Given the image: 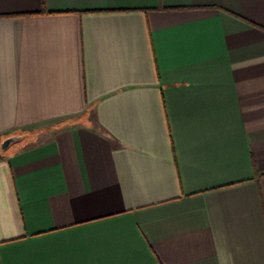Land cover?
I'll use <instances>...</instances> for the list:
<instances>
[{
  "label": "crops",
  "instance_id": "obj_1",
  "mask_svg": "<svg viewBox=\"0 0 264 264\" xmlns=\"http://www.w3.org/2000/svg\"><path fill=\"white\" fill-rule=\"evenodd\" d=\"M11 137L0 264H264V0H0Z\"/></svg>",
  "mask_w": 264,
  "mask_h": 264
},
{
  "label": "water",
  "instance_id": "obj_2",
  "mask_svg": "<svg viewBox=\"0 0 264 264\" xmlns=\"http://www.w3.org/2000/svg\"><path fill=\"white\" fill-rule=\"evenodd\" d=\"M18 140H20L19 137H11V138L3 140L0 145V150L2 151L7 150L10 146L15 144Z\"/></svg>",
  "mask_w": 264,
  "mask_h": 264
},
{
  "label": "rangeland",
  "instance_id": "obj_3",
  "mask_svg": "<svg viewBox=\"0 0 264 264\" xmlns=\"http://www.w3.org/2000/svg\"><path fill=\"white\" fill-rule=\"evenodd\" d=\"M14 146H16V145L11 146V147L9 148L8 152H10V151L14 148Z\"/></svg>",
  "mask_w": 264,
  "mask_h": 264
}]
</instances>
